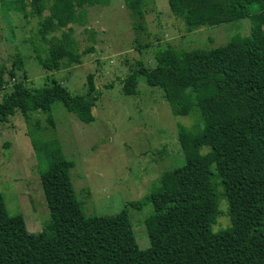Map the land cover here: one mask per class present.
I'll use <instances>...</instances> for the list:
<instances>
[{"label": "trees", "instance_id": "16d2710c", "mask_svg": "<svg viewBox=\"0 0 264 264\" xmlns=\"http://www.w3.org/2000/svg\"><path fill=\"white\" fill-rule=\"evenodd\" d=\"M41 17L48 11L59 32L58 51L68 66L80 63L72 14L86 19L87 6L108 0H16ZM134 16V27L144 29L153 0H123ZM173 15L187 30L217 25L253 15L247 35L235 34L225 44L209 49L154 52V66L138 61L123 82V93L137 92V74L163 91L173 115L198 110L203 118L196 132L180 125L178 142L184 163L159 179L148 200L152 212L144 220L149 246L140 248L128 206L112 215L83 212L71 170L75 163L64 154L55 133L51 106L63 103L69 112L89 123L91 102L81 105L52 79L32 91L16 71L20 57L7 69L0 66V88L14 81L0 100V125L19 111L38 159V173L50 212L42 231L27 230L20 213L10 214L0 193V264H264V0H167ZM260 14L262 23L257 24ZM259 29V33L257 30ZM42 59V58H41ZM56 64L40 60L43 69ZM25 77V76H24ZM88 94L94 91L89 75ZM46 115V124L29 112ZM206 148L203 152L202 149ZM227 202L230 225H212L219 214L218 198Z\"/></svg>", "mask_w": 264, "mask_h": 264}, {"label": "rangeland", "instance_id": "374dc122", "mask_svg": "<svg viewBox=\"0 0 264 264\" xmlns=\"http://www.w3.org/2000/svg\"><path fill=\"white\" fill-rule=\"evenodd\" d=\"M255 19L257 24L263 21L260 14ZM134 20L123 0L87 6L84 20L78 12L73 13L70 26L81 61L68 66L62 51H58L59 32L48 11L39 17L27 3L22 8L16 0H0V66L9 69L20 57L22 68L16 71L17 78L32 91L41 90L54 79L81 105L91 102L94 120L89 123L69 112L60 101L51 106L62 150L75 163L71 180L76 196L86 216L112 215L130 202L141 203L139 207L128 206V214L136 241L144 249L149 246L144 220L152 212L148 195L165 172L184 163L178 142L180 125L196 132L202 128L203 118L198 110L173 115L163 91L150 86L140 74L137 92L125 95L124 79L138 61L154 66L157 49L218 47L235 34H249L255 20L251 15L189 31L171 13L167 0L150 3L143 30L134 27ZM259 37L264 44V36ZM40 60L50 66L57 61V69H43ZM89 75L94 87L91 94ZM13 83L8 80L0 88V100L10 93ZM29 114L46 124L42 112ZM26 131L27 123L19 111L0 125V193L8 212L22 214L27 230L38 233L49 222L50 212L38 159ZM218 208L213 231L230 225L222 195Z\"/></svg>", "mask_w": 264, "mask_h": 264}]
</instances>
